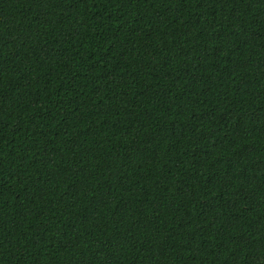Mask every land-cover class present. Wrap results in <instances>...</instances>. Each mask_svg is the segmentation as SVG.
Masks as SVG:
<instances>
[{
  "label": "trees",
  "instance_id": "obj_1",
  "mask_svg": "<svg viewBox=\"0 0 264 264\" xmlns=\"http://www.w3.org/2000/svg\"><path fill=\"white\" fill-rule=\"evenodd\" d=\"M0 264H264V0H0Z\"/></svg>",
  "mask_w": 264,
  "mask_h": 264
}]
</instances>
